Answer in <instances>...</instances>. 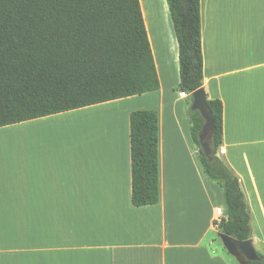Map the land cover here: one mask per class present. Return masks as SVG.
<instances>
[{"label":"crops","instance_id":"1","mask_svg":"<svg viewBox=\"0 0 264 264\" xmlns=\"http://www.w3.org/2000/svg\"><path fill=\"white\" fill-rule=\"evenodd\" d=\"M140 4L158 91L0 128V264H235L212 239L227 206L195 152L193 98L177 91L168 0ZM201 21L203 88L224 105L219 157L264 248V0H201ZM144 110L159 114L160 202L135 207L130 117Z\"/></svg>","mask_w":264,"mask_h":264},{"label":"trees","instance_id":"2","mask_svg":"<svg viewBox=\"0 0 264 264\" xmlns=\"http://www.w3.org/2000/svg\"><path fill=\"white\" fill-rule=\"evenodd\" d=\"M179 44L180 84L204 87L201 0H168ZM161 87L140 0H0V128L133 96ZM216 120L212 162L199 139L204 120L189 113L198 159L223 191L227 219L219 233L252 239L251 213L239 177L219 157L224 105L207 100ZM132 203L160 202L159 114L130 117ZM264 264V254L258 252Z\"/></svg>","mask_w":264,"mask_h":264},{"label":"water","instance_id":"3","mask_svg":"<svg viewBox=\"0 0 264 264\" xmlns=\"http://www.w3.org/2000/svg\"><path fill=\"white\" fill-rule=\"evenodd\" d=\"M191 96L193 98L192 112H198L205 122L199 134L200 144L205 155L212 162L211 143L216 130V120L209 109L204 88L194 92ZM219 238L227 251L236 258L239 264H250L251 262L260 261L253 239L240 241L223 233H219Z\"/></svg>","mask_w":264,"mask_h":264},{"label":"rangeland","instance_id":"4","mask_svg":"<svg viewBox=\"0 0 264 264\" xmlns=\"http://www.w3.org/2000/svg\"><path fill=\"white\" fill-rule=\"evenodd\" d=\"M37 128H40V129H38V130H35V131H46V133H48V130L46 129V128H48V126H44V128L43 127H41V126H38ZM34 129H36V128H32L31 130H34ZM25 132V130H22V131H17V132H11L12 134H8V133H6V137H5V139L6 140H11L14 136H22V135H24V134H22V133H24ZM195 152H198V147L195 145ZM219 153H220V151H219ZM222 190V189H221ZM212 239L215 241L214 242V244H215V247H217V248H219L220 250H221V252L231 261V262H233V263H235V264H239L238 263V261L236 260V258L235 257H233L232 255H230L229 253H228V251H227V249H225V247H224V245H223V242H222V240L219 238V235L218 234H214L213 236H212ZM257 250V252H260V253H262V254H264V248H258V249H256Z\"/></svg>","mask_w":264,"mask_h":264},{"label":"built area","instance_id":"5","mask_svg":"<svg viewBox=\"0 0 264 264\" xmlns=\"http://www.w3.org/2000/svg\"><path fill=\"white\" fill-rule=\"evenodd\" d=\"M218 213H219L218 223H221L223 220L227 219V214L223 213L222 209H219Z\"/></svg>","mask_w":264,"mask_h":264}]
</instances>
